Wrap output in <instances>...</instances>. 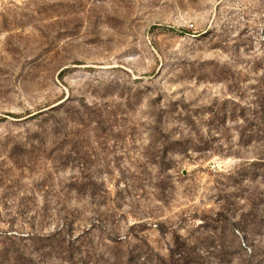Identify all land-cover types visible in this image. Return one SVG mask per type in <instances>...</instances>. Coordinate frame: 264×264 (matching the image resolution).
<instances>
[{
	"label": "rangeland",
	"instance_id": "obj_1",
	"mask_svg": "<svg viewBox=\"0 0 264 264\" xmlns=\"http://www.w3.org/2000/svg\"><path fill=\"white\" fill-rule=\"evenodd\" d=\"M0 264H264V0H0Z\"/></svg>",
	"mask_w": 264,
	"mask_h": 264
}]
</instances>
